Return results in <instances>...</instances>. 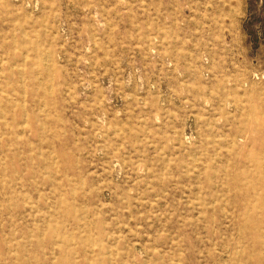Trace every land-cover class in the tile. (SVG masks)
<instances>
[{
	"label": "rangeland",
	"instance_id": "obj_1",
	"mask_svg": "<svg viewBox=\"0 0 264 264\" xmlns=\"http://www.w3.org/2000/svg\"><path fill=\"white\" fill-rule=\"evenodd\" d=\"M0 264H264V0H0Z\"/></svg>",
	"mask_w": 264,
	"mask_h": 264
},
{
	"label": "bare ground",
	"instance_id": "obj_2",
	"mask_svg": "<svg viewBox=\"0 0 264 264\" xmlns=\"http://www.w3.org/2000/svg\"><path fill=\"white\" fill-rule=\"evenodd\" d=\"M43 53H46V52L43 51ZM48 55H51V54L48 53ZM44 56H47V54H45ZM48 58H49V57H48ZM51 58H52V56L50 57V59H51ZM44 59H45V57H44ZM50 59H49V60H50ZM45 60H46V59H45ZM50 61H51V60H50ZM45 62H46V61H45ZM51 62H52V61H51ZM47 65H48V64H47ZM48 68H49V67H48ZM47 71H48V70H47ZM47 78L49 79L50 77L47 76ZM40 80H42V76H41V79H40ZM23 81H24V79H23ZM41 83H42V82H41ZM52 83H53V82H52ZM52 83H51V84H52ZM45 85H46V84H45ZM45 85H44V86H45ZM23 86H24V85H23ZM47 86H48V85H47ZM49 87H50V85H49ZM24 88H25V86H24ZM51 91H52V90H51ZM8 94H9V93H8ZM25 94H26V93H25ZM9 95H10V94H9ZM25 108H26V107H25ZM43 108H44V106H43ZM26 110H27V109H26ZM42 110H43V109H42ZM45 110H46V108H45ZM47 112H48V111H47ZM26 113H27V112H26ZM44 113H45V112H44ZM47 114H48V113H47ZM25 116L27 117V115H25ZM27 120H28V118H27ZM27 122H28V121H27ZM24 124H25V123H24ZM121 235H122V234H121ZM228 250H229V249H228ZM228 254H229V253H228Z\"/></svg>",
	"mask_w": 264,
	"mask_h": 264
}]
</instances>
